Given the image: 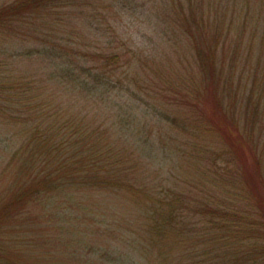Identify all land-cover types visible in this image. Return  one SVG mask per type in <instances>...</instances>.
I'll return each mask as SVG.
<instances>
[{"label":"trees","instance_id":"1","mask_svg":"<svg viewBox=\"0 0 264 264\" xmlns=\"http://www.w3.org/2000/svg\"><path fill=\"white\" fill-rule=\"evenodd\" d=\"M150 1L0 0V264H264L237 69L264 70V0Z\"/></svg>","mask_w":264,"mask_h":264},{"label":"rangeland","instance_id":"2","mask_svg":"<svg viewBox=\"0 0 264 264\" xmlns=\"http://www.w3.org/2000/svg\"><path fill=\"white\" fill-rule=\"evenodd\" d=\"M147 2V5H151L150 0H145ZM135 3H141L142 0L138 1V0H134ZM145 9V8H144ZM121 17L119 18L120 21L116 22L119 23L120 22V29L121 31L125 32V33H131L133 35V38L135 39V45L138 46L140 49L144 50V51H148V50H153L154 48V39L155 37H157L156 34V27L154 25L153 22H151L152 20H150L151 18L148 16V10H142L141 7L139 5H136L134 3H130L127 4V7L124 9L122 15H120ZM102 26V25H101ZM93 27H95V24H93ZM154 52H156V48L154 50ZM258 54V50H255V56H254V60L251 62L250 67L251 68H245L243 69L242 67H238L237 69L239 70V72L244 73V79L246 80V82L248 83V86L245 90V88L240 89L239 93H243L245 92V101L244 102V107L242 109V107L240 109H242L241 111V120L243 122H250L249 126L250 129L254 130L252 134L253 137H257L260 138V146L259 147H263V154H262V164L261 166H257L254 164V159L252 157V155L250 154V152H246L245 154H243V159L245 160L244 163L246 165V171L245 172V178L247 179V182L249 183V186L253 189L254 193L258 195L259 200H262L264 202V184L261 181H258V176L256 175V170L258 168V171L263 172L264 171V85L262 83V79H261V74H264V70L262 69V67L258 66L256 64V60H257V55ZM256 75V78L258 77L260 80H257L256 83L253 81L254 77ZM238 81H239V77L234 80V85H233V89H237L238 87ZM262 95V99L258 101L257 104V99L260 97V95ZM250 96H252V100H249ZM238 97V96H237ZM249 97V98H248ZM236 98V97H235ZM234 99V97L232 96V100ZM239 99V97L237 98ZM259 105V107H258ZM153 132H154V136L153 137L155 139V141L157 143H159V137H163L168 141L169 138H171L170 136L174 135L172 132H170L168 129L167 132L165 131V133L162 131L161 134H159V132H157L158 130V125L156 124L155 126H153L152 128ZM249 130V129H248ZM2 129L0 130V132L2 133ZM250 131V130H249ZM161 135V136H160ZM159 136V137H158ZM178 138V140H181L182 135L176 137ZM217 138V136L215 137ZM218 139V138H217ZM172 142V141H171ZM218 143H220L219 141H217ZM160 147V146H159ZM172 149V148H171ZM213 151L214 149L211 148ZM161 153L163 151V148L160 147ZM158 150L156 149L155 152H157ZM170 149H167V152H169ZM159 152V151H158ZM171 153H182V151H176V148L171 150ZM174 159L179 160L180 157H177V155H174ZM172 156V157H173ZM207 161V159H205ZM170 161L167 160L166 164L170 165L169 163ZM180 167V166H179ZM186 169H189L190 166L186 164ZM184 168L181 170L180 168L178 169V167L176 168L177 171L179 173H183ZM175 171V170H174ZM166 173V172H165ZM165 175H168L167 173ZM257 179V180H256ZM235 181H237V183L239 182L238 180L235 179ZM232 182V181H231ZM233 184L235 182H232Z\"/></svg>","mask_w":264,"mask_h":264}]
</instances>
